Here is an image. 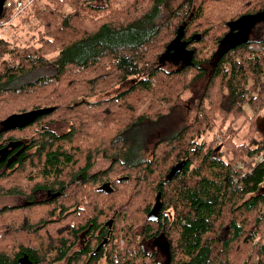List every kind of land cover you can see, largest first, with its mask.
<instances>
[{"label": "trees", "instance_id": "1", "mask_svg": "<svg viewBox=\"0 0 264 264\" xmlns=\"http://www.w3.org/2000/svg\"><path fill=\"white\" fill-rule=\"evenodd\" d=\"M174 1L46 0L34 11L36 43L8 49L0 39V197L25 199L0 208V264L62 260L72 218L164 233L167 264H264V39H246L264 0ZM12 16L4 5L0 20ZM183 53L185 65L163 69ZM49 65L53 75L11 86ZM200 80L197 113L180 124L181 98ZM229 116L250 122L241 142L233 131L244 122L225 127ZM9 117L17 121L6 127ZM51 121L68 129L56 133ZM209 131L218 133L202 139ZM99 159L108 163L96 169Z\"/></svg>", "mask_w": 264, "mask_h": 264}, {"label": "flooded vegetation", "instance_id": "2", "mask_svg": "<svg viewBox=\"0 0 264 264\" xmlns=\"http://www.w3.org/2000/svg\"><path fill=\"white\" fill-rule=\"evenodd\" d=\"M235 40L236 37L229 35L228 44L232 41L235 42ZM184 55V53L181 55L182 59ZM182 59L180 58L181 61H183ZM187 62L188 59L186 58L185 63L181 66ZM99 189L104 192L109 191L108 187H99ZM24 203L25 199L22 198L21 203L15 205L0 204V208L23 206ZM67 221L68 230L65 234L67 243L64 246L63 259L52 264H152L151 262L167 264L169 241L164 233L149 237L148 230L141 227L140 223L117 221V226H115L112 218L104 221L101 219L72 218ZM86 224H88L87 227H85ZM102 224L105 225V234H103ZM124 226H126L125 229L122 228ZM125 230L133 234L128 239H117L118 234L120 236V233H124ZM17 263L32 264V261L28 259L27 255H22L17 258Z\"/></svg>", "mask_w": 264, "mask_h": 264}, {"label": "rangeland", "instance_id": "3", "mask_svg": "<svg viewBox=\"0 0 264 264\" xmlns=\"http://www.w3.org/2000/svg\"><path fill=\"white\" fill-rule=\"evenodd\" d=\"M37 5L34 9H31L32 5L30 7H28L27 9H25L20 16L18 17V19H16L15 21H13V27H10V29L8 30V33L6 34L5 39L8 40L9 46L8 49L13 47V46H21L23 48L28 47L33 45L34 43H36L37 41V37L38 34L41 30V28H39L38 26V21L34 16V11L39 9L41 5H43L44 3H46V0H37ZM181 2H183V0H175L173 3V7L179 5ZM194 3H199V0H193ZM101 5H105L104 1H100L99 2ZM117 7L119 5L123 4V0H117ZM248 34V33H247ZM256 35V37H255ZM262 40L264 39V18L263 20L258 23L257 25L253 26L251 29V34L249 33V35L247 36V40L249 41H256V40ZM8 54L5 55V57H7ZM186 56L181 57V59L183 61L180 60V58H178V56H174V57H170V60L168 62H166V64H168L167 66H163V69L165 70H172L175 68L180 67L183 63H185V58ZM165 64V65H166ZM55 72V69L53 66L49 65L43 68H40L32 73H30L29 75H27L26 77H24L23 79H20L19 81L12 83L11 86H19L24 82H29L32 81L34 79H36L37 77L40 76H51L53 75ZM127 84L124 85H120V86H116L113 88V90L106 92V93H102L101 95L95 96L94 100L96 99H107L110 96H112L114 93H116L117 91L121 90L122 87H126ZM204 86V80H200V81H196L192 87L190 89H188L182 96L181 101H180V106L177 108L179 109L180 113H181V120H180V124H184L188 121H191L193 119V117L196 115L198 107H197V102H198V97L200 95V92L202 90ZM247 114L249 116L252 115V113L250 111L247 110ZM222 120L221 116H217L216 119V124H219L220 121ZM39 122V121H37ZM36 122V123H37ZM241 122L243 123V126L241 129H238L234 132V137L233 140L235 142H241L244 138V135L246 133H248V126L250 124V122L245 121L244 116H242L240 119L238 120H234L232 116L228 117V120L225 122V127L228 126H232L231 128H233L234 130L237 128H240V124ZM256 122L257 125L259 127V132L256 134V137L259 138L261 137V135H264V107L256 114ZM68 122L65 121H54V122H47L45 123L44 126H46L47 128H49L50 130L55 131L56 133H63L68 129ZM2 128V125L0 124V129ZM223 131V130H222ZM217 132L214 131H209L206 132L205 135L202 139L205 140H209L211 139L214 134H217ZM220 146V145H219ZM223 146H221L220 148H222ZM107 161L103 160V159H99L97 165H96V169L105 167L107 165ZM42 198V197H40ZM22 201V197L14 195V196H1L0 197V204H9V205H15L18 203H21ZM161 258V256H160ZM61 264V263H60Z\"/></svg>", "mask_w": 264, "mask_h": 264}, {"label": "water", "instance_id": "4", "mask_svg": "<svg viewBox=\"0 0 264 264\" xmlns=\"http://www.w3.org/2000/svg\"><path fill=\"white\" fill-rule=\"evenodd\" d=\"M7 0H0V15L3 11V8H4V4ZM52 112V109H45V110H38V111H34V112H31L29 113L28 115H24L21 120L17 121V120H12L11 117L7 118L3 124L4 126H8V125H11L13 122H16L21 126V125H25L27 123H29L30 121L34 120L37 116L39 115H45V114H48ZM26 116V117H25ZM3 150H0V154ZM2 159V157H1ZM172 172L174 173L175 172V168L172 169ZM101 187H109V184L107 183H104L101 185ZM160 209V193H157L156 195V200H155V203L151 209V211L149 212L148 214V218L150 220H155L157 218V213H158V210Z\"/></svg>", "mask_w": 264, "mask_h": 264}, {"label": "built area", "instance_id": "5", "mask_svg": "<svg viewBox=\"0 0 264 264\" xmlns=\"http://www.w3.org/2000/svg\"><path fill=\"white\" fill-rule=\"evenodd\" d=\"M33 3V0H15L14 2H5L7 8L13 11V16L9 20H0V39H5L8 30L13 25L19 15Z\"/></svg>", "mask_w": 264, "mask_h": 264}]
</instances>
